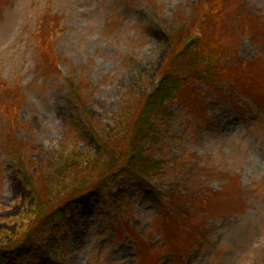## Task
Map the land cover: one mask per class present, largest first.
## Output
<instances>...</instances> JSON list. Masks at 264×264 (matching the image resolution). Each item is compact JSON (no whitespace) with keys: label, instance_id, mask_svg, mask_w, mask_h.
<instances>
[{"label":"rangeland","instance_id":"374dc122","mask_svg":"<svg viewBox=\"0 0 264 264\" xmlns=\"http://www.w3.org/2000/svg\"><path fill=\"white\" fill-rule=\"evenodd\" d=\"M154 1L159 12L147 0H0V93L22 90L17 133L38 164L59 163L71 128L78 151L101 152L67 79L86 78L87 109L109 133L128 95L156 83L175 16L189 20L188 36L198 21L200 33L218 22L227 59L223 81L173 105L170 131L160 130L163 179L124 177L82 195L34 246L22 217L32 192L2 155L0 244L22 236L14 264H264V0Z\"/></svg>","mask_w":264,"mask_h":264},{"label":"trees","instance_id":"16d2710c","mask_svg":"<svg viewBox=\"0 0 264 264\" xmlns=\"http://www.w3.org/2000/svg\"><path fill=\"white\" fill-rule=\"evenodd\" d=\"M210 1L221 7L225 2ZM147 2L159 12L158 1ZM208 2L209 0H203L202 6L208 5ZM170 22L173 25V48L167 55L163 68L159 70L156 83L149 91L131 90L132 94L124 101L115 120V127L109 133L99 129L101 121L92 120L87 109L88 99L85 94L90 84L86 78L67 79L73 98L102 148L97 155L78 151L77 141L80 135L73 134L75 130L71 128V134L64 139L66 154L59 158V163L53 164V157L46 160L44 165L36 163L27 153L33 147L31 142H26L17 133V128L23 125L18 120L24 99L22 90L12 88L0 93V157L6 154L21 165L22 174L32 192V207L22 216L25 224L29 222L24 234L25 243L30 247L34 246L33 238L40 236V233L49 229L60 231L62 226L59 223L65 218L67 206L82 195L107 188L110 182L124 177L152 186L168 172L169 162L163 155L166 134L160 130L165 128V131H170L167 120L173 114V105L178 102L184 104L181 99L190 87L195 89L194 86L200 84L211 87L223 81L220 78L226 70L224 59L227 60L222 47L217 44L220 29L218 22L201 24L200 33L198 21L191 36H188L187 29L185 31L189 23L187 18L183 19L178 15ZM192 95L194 97L198 94L193 90ZM195 117L203 118L200 114ZM163 215L168 218V213ZM20 238H17L16 243L0 244V264L16 263L23 245L19 246Z\"/></svg>","mask_w":264,"mask_h":264}]
</instances>
